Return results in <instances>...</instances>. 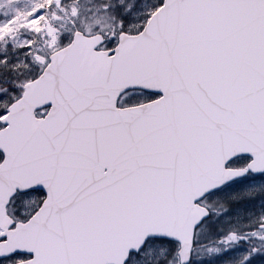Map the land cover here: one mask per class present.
<instances>
[{"label": "snow or ice", "instance_id": "obj_1", "mask_svg": "<svg viewBox=\"0 0 264 264\" xmlns=\"http://www.w3.org/2000/svg\"><path fill=\"white\" fill-rule=\"evenodd\" d=\"M0 264H264V0H0Z\"/></svg>", "mask_w": 264, "mask_h": 264}]
</instances>
